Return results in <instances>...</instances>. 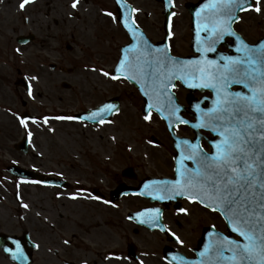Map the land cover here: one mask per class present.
Segmentation results:
<instances>
[{"label":"flooded vegetation","instance_id":"flooded-vegetation-1","mask_svg":"<svg viewBox=\"0 0 264 264\" xmlns=\"http://www.w3.org/2000/svg\"><path fill=\"white\" fill-rule=\"evenodd\" d=\"M72 3L73 0H31L21 9V0H0V264H204L200 253L215 239L214 234L241 239L228 231L218 210L186 196L162 200L159 197L163 192L153 182L149 189L144 188L151 178H179L178 151L166 126L164 134L170 142L153 144L166 148L168 163H164V173L152 175L143 173L134 163L117 170L108 169L106 164L104 169L101 166V172L89 174L80 161L64 164L66 157L58 166L48 168L41 154L31 151L30 141L21 144L29 138L28 127L20 123L22 115H33L34 121L39 118L29 110L30 71L41 76L42 68L48 67L51 73L62 69L61 60H50L61 51L62 22L92 17L113 22L127 37L120 47L130 41L121 21L134 22L152 43L165 35L167 9L163 0H77L75 8ZM207 3L209 0H172L169 47L173 54L200 53L196 50L198 13ZM256 6L257 0H247L246 10L236 12L231 27L245 44L260 49L264 46V0H258L261 11L256 12ZM158 16L160 20L163 17V25L158 24ZM177 21L184 25L185 40L181 44L173 35ZM200 36L205 38L206 33L201 31ZM237 46L235 36L225 35L210 52L214 55L211 57L222 66L227 62L222 57L243 56L236 51ZM31 62L39 63V71ZM179 86L185 90L180 84L176 89ZM239 89L242 86H231L232 91ZM186 90V103L180 101L185 106L182 114L193 122L198 113L188 97L207 101L213 93L198 90L191 95ZM203 107H208L207 102ZM25 121L27 125L30 122ZM175 132L192 144L198 143L209 154L220 139L211 130H195L189 123L178 125ZM180 154L187 155L185 145ZM183 163L194 167L190 160ZM30 171L37 173L33 177ZM155 209L159 211H149ZM207 215H213V219L207 220ZM17 252L22 253L19 259L14 258Z\"/></svg>","mask_w":264,"mask_h":264},{"label":"snow or ice","instance_id":"snow-or-ice-1","mask_svg":"<svg viewBox=\"0 0 264 264\" xmlns=\"http://www.w3.org/2000/svg\"><path fill=\"white\" fill-rule=\"evenodd\" d=\"M30 2L21 0L19 7L23 9ZM246 3L247 0H209L198 13L200 22L196 31L198 52L215 51L214 46L225 35H230L236 37V51L243 56L222 57L227 62L221 66L203 55L198 60H179L166 50L157 49L159 55L149 58L148 53L138 50L140 54L132 59L125 55L115 70L125 79L148 80L157 103L161 96L167 99L170 117L179 111L167 91L169 86L175 87L171 84L173 80H180L192 88H210L216 93L212 108L205 110L200 104L194 106L198 122L192 125L196 129H209L220 137L212 146L214 151L209 154L198 143L192 144L187 139L181 141L186 146L187 155H181L176 168L179 178L171 182L174 185L171 191L175 195L186 196L213 211L222 210L232 232L242 238L243 242L214 234L215 239L205 245V251L200 255L211 253L215 264L223 261L228 264H264V46L260 49L249 47L231 27L236 12L246 10ZM76 4L77 0H73L71 6L75 8ZM254 10L261 11L258 0ZM124 27L136 40L133 28L127 23ZM201 31L206 33L205 38H201ZM141 42L147 47L142 38ZM132 48L136 49V45L133 44ZM103 75L109 76V73ZM111 78L117 79L116 76ZM232 85H240L247 92H233L230 90ZM144 95L148 96L149 92L145 91ZM111 107L105 105L91 113L89 119L96 120ZM153 107L154 104H148L149 109ZM144 119L149 116L145 115ZM176 119L182 124L189 123L178 116ZM20 123L27 127L24 119ZM184 160L192 161L194 167L188 168ZM180 211L186 212V209ZM226 252L229 255H225ZM21 257L20 252L14 255L17 259Z\"/></svg>","mask_w":264,"mask_h":264},{"label":"rangeland","instance_id":"rangeland-1","mask_svg":"<svg viewBox=\"0 0 264 264\" xmlns=\"http://www.w3.org/2000/svg\"><path fill=\"white\" fill-rule=\"evenodd\" d=\"M162 19L158 16V24L163 25ZM177 22L173 35L176 43L181 44L185 40L184 25ZM107 23L97 17L62 22L61 51L55 53L56 59H50L61 60V71L51 73L45 67L41 76L30 71L29 110L39 115L37 121L27 125L31 151L41 154L48 168L77 160L89 169V174L101 172V166L104 169L106 164L108 169L117 170L131 163L139 165L148 175L164 173V163H168L166 148L157 147L151 138L170 142L164 134L165 124L154 112L145 120L144 101L137 89L125 79L111 78L119 47L127 37L113 22ZM102 25L106 28L102 29ZM176 50L181 51L178 46ZM31 65L39 71L38 62H31ZM104 72L109 76L103 75ZM63 83L70 88L63 87ZM176 93L180 101L186 103L187 90L179 86ZM115 96L122 103L121 110L107 124L92 126L75 118L67 119ZM62 157L66 158L62 160ZM104 158L109 160L104 161ZM210 218L213 219V215H207L206 219Z\"/></svg>","mask_w":264,"mask_h":264},{"label":"water","instance_id":"water-1","mask_svg":"<svg viewBox=\"0 0 264 264\" xmlns=\"http://www.w3.org/2000/svg\"><path fill=\"white\" fill-rule=\"evenodd\" d=\"M171 1L172 0H165L164 1L165 4H166V9H167V11L165 12V17H166L165 24H166V26H169L170 20H171V13H169L170 7L172 6V2ZM121 23H122L123 26H124L125 23L129 24L133 28V31L135 32V34L137 36V39L134 40L133 39V36H132V33H130L128 31V29L124 27L128 31V33H129V36L131 38V42L128 45H125V46L122 47V49H121V55H120L119 60H118L116 66H115V68L113 70V75L114 76H116V77H122L123 78V76L121 75V73H118L115 70H116L117 67H119V62H120L121 59H124L125 55H127L130 59H132L136 55H139L140 54V51H143L145 53H148L149 54V58H151L153 56H158L159 55V53L156 51L157 49H159L161 51H165L166 50L170 56H173V55H171V53L169 51V46H168V42H167L168 36H169L168 27H167V34H166L165 40L163 42H160V43H157V44H152L145 37V35L140 32V29H138V28H136L134 26V24L132 22H129V21H121ZM141 38H142L143 41H146L147 42V47H145V45L141 42ZM133 44L136 45V49H133L132 48V45ZM125 50H128V51L126 52ZM138 50H140V51H138ZM201 55H203L204 57H206L209 60L216 61V58L211 57V56H214V55H213V53H210V52H206V53H203V54L200 53L196 57H194V56H192V57H186V58L185 57H176V56H173V57H176L179 60H198V59L201 58ZM124 74L127 75V73H124ZM127 80L130 81L132 84H134L139 89V91L141 92V94L143 95V97H144V111L143 112H144L145 115H149L152 110L157 111V108L160 109L157 112L160 114L161 118H163L165 120V122H166L169 130L171 131L172 135L174 136L175 143H176V148H177V143H180L184 139L179 138V137H176V135H175L174 127H176L178 124H180L179 121L176 119V117L178 116V117H180L183 120H185V119L181 116V112L184 110V107H182L180 104H178V99H177L175 93L173 92V88L174 87L169 86V88H168L167 91H168V93L171 94L172 100H173L174 104L179 108V111L176 112L175 116H171L170 117L169 116V105H168L167 99L165 97L161 96L160 97V100H159V103H157L156 97H155V95L152 92V86L150 85V83H149L148 80L143 79V78H141L139 82L133 81V80H129V79H127ZM176 81H180V80H173L171 82V84H173V85L176 86ZM190 82H194V81H190ZM142 85H143V87H142ZM183 85L185 87H188L191 90V92H193V91H195L197 89H199V90L210 89V88H192V87H189L188 85H186L184 83H183ZM145 91H148L149 92V95L148 96H145L144 95V92ZM238 91L247 92V90L244 89L243 87H242V89H239ZM235 92H237V91H235ZM215 99H217V96H216V93L215 92H214V95L211 98H209L207 101H205V99L193 100L192 98H188L189 102L192 104V108L195 109L194 106L196 104H200V107L202 109H205V110L208 109V108H212L213 107V101ZM205 102H207V104H208V107L207 108L203 107V104ZM150 103L151 104H154L155 107H153L152 109H149L148 108V104H150ZM105 105L112 106L111 109H110V111H106V112L102 113V115L99 116V117H97L96 120L89 119V116H90L91 113L96 112L98 109L103 108ZM120 107H121V103H120L119 97H113V98H110L109 100H107L104 104L100 105L99 107H97L95 109L88 110L86 112H83V113L79 114L77 117L78 118H81V119H85V120L91 121V122H101V121L102 122H106L109 119H111L115 113L119 112ZM197 122H189V124L193 125V124H195ZM195 130H196V128H195ZM183 147H184V144L183 143H180V147L177 148V150H178V155L176 156L177 165H178V161L180 160V157H181V154L180 153L182 152ZM30 173L32 175L33 172H30ZM156 182H157V186H162V188H163L162 195L164 197H166L165 200L168 199L169 194H170V191H171V188L174 186L171 183L172 181H169V180H156ZM148 183H150V182H147L146 184H148ZM151 183H152V181H151ZM220 211H222V210H220ZM228 228L232 232V230L229 227V225H228ZM241 242H243V241L241 240ZM203 245H204V243H203ZM202 259L203 258H201V260ZM203 261L213 262L212 259H206V260H203ZM221 264H228V262L227 261H223V262H221Z\"/></svg>","mask_w":264,"mask_h":264}]
</instances>
